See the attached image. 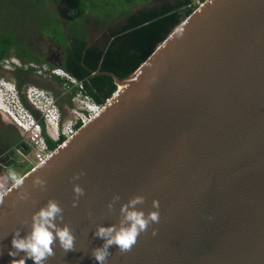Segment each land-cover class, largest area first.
<instances>
[{"label": "water", "instance_id": "95a60500", "mask_svg": "<svg viewBox=\"0 0 264 264\" xmlns=\"http://www.w3.org/2000/svg\"><path fill=\"white\" fill-rule=\"evenodd\" d=\"M113 79L124 88L0 194V264L14 259L13 230L23 236L50 198L75 250L54 247L45 264H96V225L116 224L133 195L145 212L159 202V222L129 251L111 246L106 264H264V0L206 1L131 75ZM72 183L84 189L76 207Z\"/></svg>", "mask_w": 264, "mask_h": 264}, {"label": "trees", "instance_id": "16d2710c", "mask_svg": "<svg viewBox=\"0 0 264 264\" xmlns=\"http://www.w3.org/2000/svg\"><path fill=\"white\" fill-rule=\"evenodd\" d=\"M69 1L71 4L74 3V0ZM75 1L81 10L108 11L116 18L125 16L120 25L112 30L108 43L102 48L86 47L82 36L74 37L75 44L71 41L69 45L66 44V46L75 45L76 49L65 50L61 68L68 72L79 85H73L68 80L53 75L58 83L71 86L70 97L79 92L89 96L97 104H103L115 92L113 76L123 79L131 75L192 12L186 6L187 0L166 1L159 6L150 5V0ZM136 2L145 4L131 12L128 5ZM0 18L3 21L1 24L11 20V12L5 0H0ZM8 30L9 27L0 31V39L8 41ZM8 49V43H0V65ZM15 86L22 105L42 126V134L48 149L54 150L62 142L63 137L53 140L45 134L42 116L27 104L20 92V82H16ZM15 150L27 153L29 147L19 134L15 135L12 131L9 132L0 127V175L7 177L8 167L15 170L19 166L15 159ZM1 192L3 189L0 186V194Z\"/></svg>", "mask_w": 264, "mask_h": 264}, {"label": "clouds", "instance_id": "9594fccd", "mask_svg": "<svg viewBox=\"0 0 264 264\" xmlns=\"http://www.w3.org/2000/svg\"><path fill=\"white\" fill-rule=\"evenodd\" d=\"M7 175L13 187L22 185L25 179L23 175H18L12 170H9ZM82 175L83 172L74 174L72 180H78ZM32 183L33 187L43 190L46 182L41 177H34ZM72 192V206L76 207L79 197L84 195V189L79 184L72 183ZM19 199L27 200L28 194H21ZM119 200V194H113L105 207L111 211L113 205ZM2 203L3 201L0 200V204ZM143 204V195H133L126 202L119 204V219L116 224L96 225L93 235L102 240L101 245L92 248L90 252V257L96 264H106L107 257L110 255L109 248L113 245L121 253L129 251L137 237L145 232L149 225L159 222V202L153 199L151 210L147 212L137 207ZM151 235H156L155 228L151 229ZM74 240L73 229L64 222L62 207L55 199L50 198L30 215L29 229L23 236L19 229L13 230L10 239L11 247L6 250L7 255L14 258L9 260V264H25L26 260H31L32 264H45L47 258L54 254V247H59L65 253L75 250ZM2 254L3 252L0 253Z\"/></svg>", "mask_w": 264, "mask_h": 264}, {"label": "rangeland", "instance_id": "374dc122", "mask_svg": "<svg viewBox=\"0 0 264 264\" xmlns=\"http://www.w3.org/2000/svg\"><path fill=\"white\" fill-rule=\"evenodd\" d=\"M170 2H175L177 0H168ZM6 6L10 9L12 0H5ZM164 2V0H150V5L156 4L160 5V3ZM145 3H132L128 5L129 10L131 12L136 11L139 7L144 5ZM126 8V6L124 7ZM123 8V9H124ZM102 16L110 15L108 11H99ZM86 16L89 17L90 23H88V27H86L83 20V15H81L79 19V29L78 30H84L87 29L84 32L85 40L87 43L91 44L95 42L96 36H98V47H103L105 45V41L102 40V30L105 29V27H111L113 26L112 23H105L104 27L102 28L100 23L97 21V17H95V14L93 12H86ZM125 16H119L117 17L119 20L115 22L117 25L122 21V19ZM12 19V18H10ZM23 22H27L26 19H21ZM2 19L0 18V24ZM0 31L7 29L11 25L10 21H5V23L1 24ZM83 27V29H82ZM92 34H94V37H92ZM24 42L26 36L24 35ZM27 40V38H26ZM95 40V41H94ZM43 40H40L38 35H33L31 37V45L34 44V46H40L42 45ZM9 60V58H7ZM12 60L19 62L18 60L14 59L12 57ZM6 62V61H5ZM9 62L3 63V65H6V69H11L12 67L9 66ZM23 66V65H22ZM4 67H0V127L6 131H12L13 134L17 135L19 134L23 141L28 145L29 150L27 153L22 152L20 150H15V159L17 164L19 165L15 170L8 167L6 172L8 173L9 170L15 171L18 175H24L27 172H29L32 168L35 166V154L29 143L26 142V134L22 130L21 127H19L15 121H21V123L28 124L29 123H35L36 119L26 110V108L22 105L20 102L18 92L16 90V82H20V92L24 96L27 104L37 110L39 114L41 115V110L47 108V106L41 102L38 101V99L41 96L36 95L42 93L46 97L49 96V102L52 101L53 108L56 110L58 117L60 119V124L65 125L70 119L74 118L77 111L81 110L86 106L85 103H83L81 97L79 96L80 93L78 92L75 96L70 97V90L71 86L68 84H60L58 81L53 77V73H57L58 76L64 77L63 79L67 80V76H65V71H63L60 68L54 67V70L47 65H41L40 67L36 68L37 72H28L24 74H14L10 70H6ZM4 81V82H3ZM72 84V83H71ZM75 85V84H73ZM117 90V86H116ZM45 97V98H46ZM41 99V98H40ZM47 101V100H46ZM11 111V112H8ZM16 119V120H15ZM43 125L45 126L44 122ZM45 134L49 137L55 135L50 132L48 129H45ZM55 139V138H53ZM12 185V181L4 175H0V186L1 189H3V192L9 188ZM1 192V193H3Z\"/></svg>", "mask_w": 264, "mask_h": 264}, {"label": "flooded vegetation", "instance_id": "af4514ba", "mask_svg": "<svg viewBox=\"0 0 264 264\" xmlns=\"http://www.w3.org/2000/svg\"><path fill=\"white\" fill-rule=\"evenodd\" d=\"M166 1L168 0H164V2ZM164 2L160 3V5ZM152 6L159 5L152 3ZM10 12L12 19L8 30V41L0 39V43H8L9 49L0 67L6 69V65H3V63L9 62L8 64L12 68L6 70H10L16 75L30 71L37 72L36 68L42 64L53 70L54 67L61 68L64 63L65 50L76 49L75 45L66 46V44L69 45L70 41L75 44V36H82L85 40L84 32L87 29L78 30V25L80 24L78 21L83 15V24L88 27L91 19L86 16V12H93L102 28L107 22L114 23L113 26L105 27L101 32L105 45L108 43L112 30L122 22L116 25L115 22L119 19L113 17V14L102 16L97 10H81L75 0L72 4L69 0H12ZM21 19H26L27 22H23ZM24 35L27 38V40L25 38V42ZM33 35H38L40 40H43V43L40 41L42 45H31V37ZM92 37H94V34H92ZM95 40L98 42V36H96ZM96 41L89 44L85 40V46L102 48L97 46ZM12 57L19 62L12 60ZM27 69L30 70L26 71ZM65 73L68 74L66 71Z\"/></svg>", "mask_w": 264, "mask_h": 264}, {"label": "built area", "instance_id": "2783aa9c", "mask_svg": "<svg viewBox=\"0 0 264 264\" xmlns=\"http://www.w3.org/2000/svg\"><path fill=\"white\" fill-rule=\"evenodd\" d=\"M206 1L208 0H187L186 6L190 8L193 12L202 5H204ZM53 74L58 75L56 72ZM68 78L69 79L67 80L72 84L79 85L78 82L70 75H68ZM36 95L41 96L40 97L41 99L39 98L38 101L47 106V108L43 110L40 109L41 116L45 124L44 129H48L50 132H52L55 135V137L51 136L52 139L55 138L53 140H58L62 136L63 137L62 141L74 135L80 127L85 125L101 110L104 103L106 102L105 101L103 104H97L94 103L89 96L80 94L79 96L81 97L83 103L85 104L87 103L86 106L81 110L77 111L75 117L70 119L65 125H61L58 114L56 110L53 108L54 105L52 101L49 102L50 100L49 96L46 97L42 93L38 94V92ZM15 123L19 127H21L26 134V142L29 143L35 154L34 155L35 165L42 163L50 155L52 151L47 147L46 141L42 134V126L37 121L35 123L31 122L29 123V125L25 123H21V121H17V122L15 121Z\"/></svg>", "mask_w": 264, "mask_h": 264}, {"label": "bare ground", "instance_id": "6f19581e", "mask_svg": "<svg viewBox=\"0 0 264 264\" xmlns=\"http://www.w3.org/2000/svg\"><path fill=\"white\" fill-rule=\"evenodd\" d=\"M124 88L123 84H119L116 91H121Z\"/></svg>", "mask_w": 264, "mask_h": 264}]
</instances>
